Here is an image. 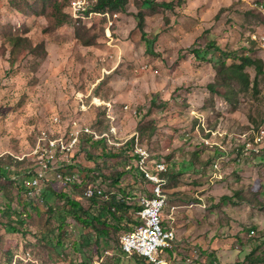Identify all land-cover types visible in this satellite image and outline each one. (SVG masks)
Returning <instances> with one entry per match:
<instances>
[{"label": "rangeland", "instance_id": "374dc122", "mask_svg": "<svg viewBox=\"0 0 264 264\" xmlns=\"http://www.w3.org/2000/svg\"><path fill=\"white\" fill-rule=\"evenodd\" d=\"M52 1L69 14L66 24L56 26ZM52 1L0 0V264H147L121 252L123 230L107 240L66 204L92 214L87 185L104 190L100 200L116 194L135 205L150 196L136 134L168 168L162 221L176 233L165 252L173 264H264V148L234 149L264 124V72L247 67L248 85L218 74L222 62L238 63L221 51L264 63V0H127L107 16L89 15L95 0ZM75 1L85 8L77 15ZM75 130L73 150L40 169L44 158L31 151L41 132Z\"/></svg>", "mask_w": 264, "mask_h": 264}, {"label": "built area", "instance_id": "2783aa9c", "mask_svg": "<svg viewBox=\"0 0 264 264\" xmlns=\"http://www.w3.org/2000/svg\"><path fill=\"white\" fill-rule=\"evenodd\" d=\"M72 6L74 9V15H77V12H83L85 10V8L82 7V3L79 1L73 2ZM108 13L109 12L96 13L91 10L89 11V15L98 16H107ZM251 38L255 41L258 40V37L255 34L252 35ZM259 40L262 41V47H264V37H259ZM53 120L57 121L58 117L54 116ZM83 127L84 128L81 127L80 129L89 132L87 126ZM110 132L113 134L116 132L113 126L110 127ZM104 135H107V133ZM240 137L243 138L241 144H235L234 146L236 156L242 154L245 155V153L248 152H250V154L260 153L264 147V124L251 130V133L249 131L240 134ZM77 138L78 130L69 132L65 137L62 135L48 137L45 132L42 131L37 137L31 153L37 155L38 158H44L39 160L38 164L40 169L45 170L54 153L59 152L65 156L68 155V153L73 150ZM124 142L110 141V143L115 145H121ZM203 142L208 145H219L221 149H225L222 144L210 140L209 138L203 139ZM132 149L136 159V166L142 176L152 184V192L150 196H146L145 194L142 196L140 201L141 208L137 210V216L143 222L140 225L135 226L134 229L123 231L120 234V250L127 256H131L134 253L142 255L146 257L151 264H173L172 257L166 255L165 252H169L173 248L176 240V233L173 227L164 225L162 221V212L167 200L166 194L163 191V186L167 183V178L164 174L167 172L168 168L163 160L154 158L153 154L140 143L137 134L135 135ZM219 168V161L213 163V169L217 170ZM29 171L30 170H28L27 173H30ZM57 176L61 179L63 178L65 181H70L72 178V175H61L59 173ZM12 177H16V175H12ZM30 183L32 186H35L37 184V179L33 178ZM82 195L87 198L95 195L101 197L107 196V194H104L102 188L92 185H87L83 189ZM251 233L253 234L254 231H251ZM213 264L225 263L214 261Z\"/></svg>", "mask_w": 264, "mask_h": 264}, {"label": "trees", "instance_id": "16d2710c", "mask_svg": "<svg viewBox=\"0 0 264 264\" xmlns=\"http://www.w3.org/2000/svg\"><path fill=\"white\" fill-rule=\"evenodd\" d=\"M126 3L127 0H95V3L91 8V11L96 13L124 12L125 10L124 7ZM142 4L152 5L153 3L151 0H142ZM51 6H52V13H50V16L53 15L56 26H61L63 24H66V19L69 18V14L62 13V11L60 10L61 8L59 7V3H57L56 1H52ZM166 6H170V5H166ZM139 22L140 25L141 20ZM83 44L90 45L91 42L84 41ZM221 52L225 59L231 58L238 61V63H232L229 66H227L225 62H222L221 67L218 70V74H227L230 80L235 79L241 81V83L244 85H248L250 83V75L248 72H246L247 67H254L257 75L264 72V63L261 59H256L249 55H242L240 57H236L232 53H228L226 51H221ZM208 89L211 91L213 95L214 94L219 95L222 96L225 99V101L228 102L231 101L230 97L221 90L219 84L210 83L208 84ZM138 129L140 131V135H143L142 131L140 130L141 128L139 127ZM88 138L90 140V137ZM91 143L93 144L95 142L91 140ZM166 173L164 174L165 176ZM170 175L171 174L168 175L169 178ZM114 183L118 184L116 180ZM100 198L101 196L99 197L98 195L89 198L91 199V202L96 205V208L95 211L87 217L82 216V214L79 213L78 209H80V206L78 202L75 200H71L69 198L66 199V204L68 206L67 211L73 214V216L76 218L77 221L81 222L86 227L94 228L99 236L105 237L107 240L112 236L111 235L112 230L129 231L134 229L135 226L140 225L143 222L137 216V210L141 208V204H135V205L128 204L123 197L119 198L116 194H113L106 199L102 198V200H100ZM227 198L229 197L222 196L221 199L225 201ZM110 219H113L115 223H112ZM132 256L134 258H142L145 262H147V264H151L148 261V259L142 255L134 253L131 255V257ZM246 259L249 260L250 257L246 256Z\"/></svg>", "mask_w": 264, "mask_h": 264}, {"label": "crops", "instance_id": "0c3cea01", "mask_svg": "<svg viewBox=\"0 0 264 264\" xmlns=\"http://www.w3.org/2000/svg\"><path fill=\"white\" fill-rule=\"evenodd\" d=\"M226 258V257H225ZM222 262V261H221Z\"/></svg>", "mask_w": 264, "mask_h": 264}]
</instances>
